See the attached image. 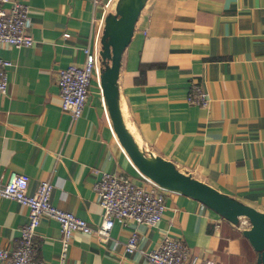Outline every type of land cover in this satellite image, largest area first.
<instances>
[{"label": "crops", "instance_id": "1", "mask_svg": "<svg viewBox=\"0 0 264 264\" xmlns=\"http://www.w3.org/2000/svg\"><path fill=\"white\" fill-rule=\"evenodd\" d=\"M20 1L30 9L34 42L0 46L12 61L0 95V177L25 174L30 193L49 180L56 206L97 225L103 172L145 182L117 140L96 77L79 118L62 109L58 72L82 64L87 46L101 50L104 0ZM3 6L9 11L11 3ZM194 85L209 94L208 107L189 100ZM118 91L124 124L147 156L264 211V0H146L122 55ZM165 204L154 225L117 220L107 241L75 232L66 264H151L146 252L166 234L181 238L201 264H257L259 252L243 233L250 225L179 192L167 190ZM28 214L0 195V247L16 246ZM132 234L137 249L128 252ZM61 237L59 223L42 216L38 257L55 261Z\"/></svg>", "mask_w": 264, "mask_h": 264}, {"label": "built area", "instance_id": "2", "mask_svg": "<svg viewBox=\"0 0 264 264\" xmlns=\"http://www.w3.org/2000/svg\"><path fill=\"white\" fill-rule=\"evenodd\" d=\"M93 1L97 5L102 0ZM5 2L11 3L9 11L3 6ZM110 2L111 0H104L102 7L105 11ZM31 27L30 9L25 3L20 0H0V46H31L34 42ZM103 27L104 17H101L96 32L98 36L102 34ZM85 54L82 64L73 62L58 72L57 84L62 109L69 112L74 120L83 113L92 78L96 77L100 82L102 69L100 45L97 44L94 49L87 46ZM11 66V60L0 56V95L8 92L10 84L8 70ZM189 100L208 107L210 96L205 90L194 85ZM144 178L145 182L138 183L103 172L95 184L98 203L102 209L101 220L97 225H93L85 218L53 203L52 192L55 188L53 182L42 181L37 189L30 193L29 180L25 174L12 171L6 181L0 177V195L17 200L29 208L28 221L21 228L19 241L12 249L0 247V259L4 264H66L75 232L95 234L100 240L107 241L117 220L123 224L128 220L150 225L158 223L166 209L167 189L145 176ZM44 215L55 219L62 232L61 250L55 261H44L37 254L38 248L34 237ZM240 220L242 221L241 218ZM136 249L137 234H132L126 243V250L133 252ZM146 256L151 264H201L198 253L192 251L181 238L170 234H166L153 250L146 252ZM206 263L214 264L211 260Z\"/></svg>", "mask_w": 264, "mask_h": 264}, {"label": "water", "instance_id": "3", "mask_svg": "<svg viewBox=\"0 0 264 264\" xmlns=\"http://www.w3.org/2000/svg\"><path fill=\"white\" fill-rule=\"evenodd\" d=\"M145 2L117 0L115 12L107 14L104 20L100 54L105 64L100 73V85L114 129L133 164L145 177L167 190L200 200L234 223H238L243 216L248 218L251 226L244 229L243 233L259 252L257 264H264V211L222 193L161 156H155L154 162L148 160V154L140 149L124 124L118 91L121 59L134 34L136 21Z\"/></svg>", "mask_w": 264, "mask_h": 264}, {"label": "rangeland", "instance_id": "4", "mask_svg": "<svg viewBox=\"0 0 264 264\" xmlns=\"http://www.w3.org/2000/svg\"><path fill=\"white\" fill-rule=\"evenodd\" d=\"M116 3H117L116 0H113V1H112V4H111L109 7H107V9H106V14H109V13H111V12H115ZM106 16H107V15H106ZM246 220H247L248 222H246ZM242 222H244L245 225H246V224H247V225H250V222H249L248 218H242Z\"/></svg>", "mask_w": 264, "mask_h": 264}, {"label": "bare ground", "instance_id": "5", "mask_svg": "<svg viewBox=\"0 0 264 264\" xmlns=\"http://www.w3.org/2000/svg\"><path fill=\"white\" fill-rule=\"evenodd\" d=\"M112 1H113V0H111V2L109 3V5L112 4ZM116 1H117V0H116ZM103 10L105 11L104 7H103ZM105 12H106V11H105ZM106 105H107V104H106ZM107 109H108V106H107ZM108 113H109V111H108ZM109 116H110V114H109ZM110 120H111V122H112L111 117H110ZM112 126H113V122H112ZM113 128H114V126H113ZM114 132H115V134H116V137H117L118 142L120 143V145H121V146L123 147V149L125 150L124 146H123L122 143L120 142V139H119V137H118V135H117L115 129H114ZM125 151H126V150H125ZM126 152H127V151H126ZM146 157H147L148 160H150V161H152V162L155 161V156H146ZM243 217L246 218L245 216H243ZM241 218H242V217H241ZM250 226H251V224H250Z\"/></svg>", "mask_w": 264, "mask_h": 264}]
</instances>
